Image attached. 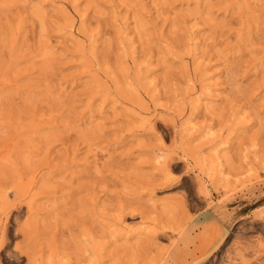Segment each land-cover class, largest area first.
Returning <instances> with one entry per match:
<instances>
[{
    "label": "rangeland",
    "instance_id": "obj_1",
    "mask_svg": "<svg viewBox=\"0 0 264 264\" xmlns=\"http://www.w3.org/2000/svg\"><path fill=\"white\" fill-rule=\"evenodd\" d=\"M237 242L264 244V0H0V264Z\"/></svg>",
    "mask_w": 264,
    "mask_h": 264
},
{
    "label": "bare ground",
    "instance_id": "obj_2",
    "mask_svg": "<svg viewBox=\"0 0 264 264\" xmlns=\"http://www.w3.org/2000/svg\"><path fill=\"white\" fill-rule=\"evenodd\" d=\"M2 240H5L4 236ZM236 244L238 245L234 247V251H236L235 257L237 258L231 259L229 264H264V244L261 242L246 244L243 242V245L237 242Z\"/></svg>",
    "mask_w": 264,
    "mask_h": 264
}]
</instances>
